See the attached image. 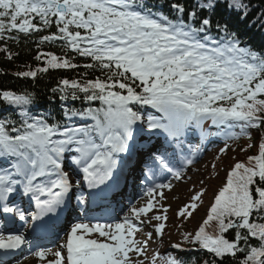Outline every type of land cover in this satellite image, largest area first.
<instances>
[{"label":"trees","instance_id":"16d2710c","mask_svg":"<svg viewBox=\"0 0 264 264\" xmlns=\"http://www.w3.org/2000/svg\"><path fill=\"white\" fill-rule=\"evenodd\" d=\"M38 1L40 9L0 0V137H20L37 122L63 126L90 119L94 125L105 105L119 102L147 113L143 105L154 93L143 92L149 88L138 75L86 51L80 40L90 32ZM116 1L197 42L236 53L251 71V87L264 83V0ZM250 97L247 92L213 105L237 116L236 136L248 134L244 160L230 173L231 192L208 208L201 226L207 236L194 242L190 229L178 232V242L192 253H171L165 264H264V93Z\"/></svg>","mask_w":264,"mask_h":264},{"label":"rangeland","instance_id":"374dc122","mask_svg":"<svg viewBox=\"0 0 264 264\" xmlns=\"http://www.w3.org/2000/svg\"><path fill=\"white\" fill-rule=\"evenodd\" d=\"M83 4L89 5L91 3L85 2ZM96 7L102 9L101 11H106L113 15L116 14L114 12H117L116 9H112L109 7H106L105 9V7H103L100 3H97ZM68 15V18L70 17L73 22L84 24L86 27H90L91 29H97L96 34H93L91 41H89L92 43L91 50L104 51L106 52L105 54H108V51L113 52L121 61H129L138 72H152L153 75L156 73L158 76H162L163 78L168 79L165 82L169 83L170 85L165 86V88L171 87V89L168 92L167 97L173 99L176 97L187 99L189 105L192 106L190 108H195L203 113H209L210 117L218 120L222 118L219 116L223 115L221 112L209 111L208 103V99L211 98V100H213L212 98L214 96H221L223 90L220 89L221 87L217 88L220 84L215 82L214 79L206 78L204 80H201V77L207 76L205 72H200L198 73L199 75L193 76L184 72L185 69H192V66L195 65L197 66L196 68L203 67L204 69L211 71L208 73H219L217 71V68L213 67L212 70L211 65H209L211 64V56L195 52L192 49L187 51L188 53L193 54L188 55L189 59H185L186 61L184 59L178 61L177 57H175L174 55V51L172 50L174 49V47H172L171 45H168L166 47L162 45L166 44L163 42H159L158 44V40L154 35V33L156 34V32L153 33V30L144 29L140 26L137 27L136 25L134 26V24H137V20L130 17L125 18L116 14V18H114L112 21H108V18L101 16V14L97 17H92L88 14L83 13L81 9H69ZM121 27L123 28V30L119 32H121L123 39L116 40V42H110V38L112 37V35L116 34V30H120ZM124 28L128 30H125ZM103 31L104 33H101ZM175 49L177 50L179 55H183L181 51L184 48L176 47ZM186 49L187 48H185V51ZM174 59H176L177 61ZM172 60H174L176 63H171L173 62ZM164 61H167L168 64L166 65ZM222 75L224 74H221V76ZM241 76L245 75L241 74ZM222 77L224 80L226 79V76ZM232 82L233 80H227L226 85L230 86ZM154 84L155 86H158V83ZM143 86L148 87L146 84H143ZM247 87L248 86H244L243 84L238 86L239 89H237L236 93H239L240 91V94L243 93L244 96L250 89L249 88L244 90V88ZM143 92H146L147 94L149 90L146 89ZM250 92L254 94L253 88L248 93ZM254 92L258 94L264 93V85L257 86ZM253 97L254 96L250 97V99H253ZM122 110L123 109H121L118 114H112V116L109 115V117H105L104 119H109V124L114 127H118L119 121H121V118L123 116ZM168 113L173 114L170 116H177L176 114L178 112L171 109ZM165 125L166 122H162V124H159L158 127H161L163 131H166V127L164 128ZM62 132V129L59 132L54 131V137L50 139V142L48 141L49 143L36 142L37 146L42 148V153H40L42 157H40L38 160L35 159L34 161H32V165L37 166V171L38 166L47 164H43L40 159H47L48 157L52 156L54 157L52 161H49L47 159V162L49 163L48 167H54V172H57V167L58 169L60 168L59 162L57 160V155L60 153V151H62L64 143H69L68 137L59 138V134H61ZM107 132L108 131L104 132V134L102 135L103 140L101 144V146L103 145L101 149L105 151H109L111 142V137ZM19 143H21V140L19 138L14 139V142L11 144L8 143L9 147L13 150V154L15 152V155H20L18 153V149L14 150V144ZM34 144V142L26 141L27 148L31 150L34 148ZM26 146L24 145V147H20V152L23 151L22 153H24V151L27 150ZM215 146L216 145H212L210 147H204L203 149H195L187 146V155L182 156V159L179 160L182 162V164H184V166L186 164V160L193 159L195 155L201 153L199 161L196 162L191 170L184 171V174L175 176L174 178H172L170 183L166 184V186L161 187L159 190L151 194L141 195V200L138 199L134 202V199H132L131 202L127 205L128 208L126 210L123 208L121 212H119L118 217L116 218L117 220L114 218L113 226H111V229L116 235L111 237H120L123 240L124 245L122 250L116 254L114 260L121 261L124 259L123 256H125L127 260L123 264H149L152 261L155 262L154 254L158 251V247L156 245V242L158 240L162 239V241L168 242V249L174 247L173 243H175V238L167 233V229L165 226L168 227V225L173 224L175 221H179L180 211L183 208L188 207L191 202L196 200L195 198H197V200H201L202 198V200L204 199L205 201L204 206L202 204L200 208L196 210L195 214L192 216L191 221L189 222V226L193 227L191 229L194 232L196 231V233L199 232L197 229L199 228L203 218H205L207 215L206 206H208V204L214 199L219 197L220 190L226 189V174H228V172L236 165V163L240 162V160L238 159H242L243 156L241 151L239 153L238 151L230 149L231 146H229L228 144H223L218 147ZM69 148L72 149V152L76 155L75 157L77 159L80 158L89 160V162L91 163L92 161L94 163V161L99 156V150H95L92 146L89 145L84 144L82 146H72L71 144ZM125 148L127 149L128 146L126 145ZM183 150H185V148ZM33 152H31L33 155L27 154V157L34 158L35 156H37V154L34 155L36 152ZM222 154H225L224 158L220 157ZM74 159L75 158L73 156L69 158L70 166L74 165L72 163ZM224 162L225 164L222 165ZM73 167L76 166H72L71 170L76 172ZM65 169L68 168H64V170ZM217 171H222V174L221 172L217 174ZM127 198H129V196ZM123 210L124 212H122ZM71 231H75V235L80 236H86L89 232L86 231V228H76L75 230L72 229ZM100 233H102L101 237ZM95 234H98V237L100 238H109V232L107 233L106 231H93L92 234L87 236L89 238ZM73 236L74 235H69L68 237H66V235H64L59 243L62 246L67 240L75 238V236ZM158 236L160 237V239L157 238ZM59 243L57 244V246L59 247L54 248L57 251L56 253L46 254L45 256L39 258L33 255L27 264L78 263V261L68 259V257L66 256V250H63ZM58 255L60 256L58 257ZM60 258L63 260V262L61 263H59L60 261H56V259L59 260ZM104 258L108 259L106 256L101 257L99 255H92L84 260L79 261V264H92L95 262L104 264L111 261L105 260Z\"/></svg>","mask_w":264,"mask_h":264},{"label":"bare ground","instance_id":"6f19581e","mask_svg":"<svg viewBox=\"0 0 264 264\" xmlns=\"http://www.w3.org/2000/svg\"><path fill=\"white\" fill-rule=\"evenodd\" d=\"M11 9H15L16 11H18L16 8H14V7H10ZM190 121H194V120H188V119H186V118H183V122L184 123H186L184 126V130L186 129V126H189L190 124ZM232 127H236V125H234V124H230ZM115 136L116 135H118V133H115L114 134ZM143 138V137H142ZM142 138H140V139H142ZM165 143L166 142H164V143H162V145H165ZM167 144H169V142H167ZM155 145L156 146H161L159 143H155ZM133 146L135 147V144H133ZM117 147H118V145H117ZM175 150H177L178 149V146H177V148L175 147L174 148ZM180 149V148H179ZM178 149V150H179ZM129 150H132V148H129ZM0 153H4V151L3 150H0ZM129 158V157H128ZM128 160V159H127ZM127 160H125L126 162H127ZM57 166H59V165H57ZM125 169L126 170H124V171H122V173L120 172V177L121 176H123V178H124V180L125 179H127L129 182H131L130 183V185L131 184H135V182H137L138 181V179H140L141 177L143 178L144 176H146V174L145 173H143L142 172V169H141V167L138 165V164H134V163H131V164H128L127 163V166H125ZM182 169V168H181ZM144 170V169H143ZM125 172V173H124ZM217 173H218V171H217ZM59 177V176H58ZM141 178V179H142ZM145 179V178H144ZM144 181V180H143ZM180 185V184H179ZM139 198V196H137V197H134V198H132V199H138ZM50 248H44V251H48ZM37 251H39V250H37ZM40 252V251H39ZM46 254H48V252H46Z\"/></svg>","mask_w":264,"mask_h":264}]
</instances>
